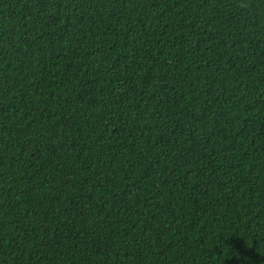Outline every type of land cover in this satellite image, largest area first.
<instances>
[{"label": "trees", "instance_id": "1", "mask_svg": "<svg viewBox=\"0 0 264 264\" xmlns=\"http://www.w3.org/2000/svg\"><path fill=\"white\" fill-rule=\"evenodd\" d=\"M0 264H264V0H0Z\"/></svg>", "mask_w": 264, "mask_h": 264}]
</instances>
